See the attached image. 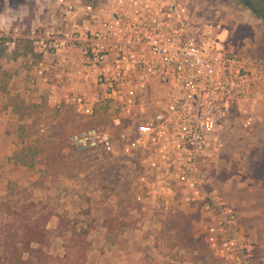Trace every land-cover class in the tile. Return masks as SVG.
Masks as SVG:
<instances>
[{
    "label": "rangeland",
    "instance_id": "obj_1",
    "mask_svg": "<svg viewBox=\"0 0 264 264\" xmlns=\"http://www.w3.org/2000/svg\"><path fill=\"white\" fill-rule=\"evenodd\" d=\"M185 1L200 18L221 24L235 52L264 59V0ZM59 8L56 0H0V32L17 36L15 47L0 49V204L33 200L89 224L90 264H225L207 240L217 210L187 201L177 182L145 171L140 157L108 155L96 162L72 147L73 134L101 124L104 116L52 104L49 90L32 82L42 58L34 36L47 35ZM260 122L245 126L233 113L223 122L222 146L202 165L215 201L247 212L242 229L264 223L247 208L253 200L255 213L264 212L263 205L256 209L264 200V115ZM111 213L127 223L114 239L103 226ZM57 222L52 216L47 225L55 229ZM234 228L242 233L238 222ZM51 253H65L54 233ZM254 258L263 264L255 252ZM73 259L75 254L55 264Z\"/></svg>",
    "mask_w": 264,
    "mask_h": 264
},
{
    "label": "built area",
    "instance_id": "obj_2",
    "mask_svg": "<svg viewBox=\"0 0 264 264\" xmlns=\"http://www.w3.org/2000/svg\"><path fill=\"white\" fill-rule=\"evenodd\" d=\"M56 1L59 18L34 36L42 58L32 82L61 89L57 106L105 116L71 136L74 150L96 162L140 157L145 171L177 182L187 201L218 211L207 240L225 264H257L252 243L234 228L233 208L206 190L202 165L222 146L233 113L245 126L258 120L264 59L235 52L221 24L185 0ZM16 39L0 32V48Z\"/></svg>",
    "mask_w": 264,
    "mask_h": 264
},
{
    "label": "trees",
    "instance_id": "obj_3",
    "mask_svg": "<svg viewBox=\"0 0 264 264\" xmlns=\"http://www.w3.org/2000/svg\"><path fill=\"white\" fill-rule=\"evenodd\" d=\"M52 216L58 218L55 229L47 225ZM103 226L107 235L114 239L127 227V223L111 213L105 216ZM53 233L63 240L65 253L62 256L51 253ZM90 233L89 224L48 205H40L33 200L5 201L0 204V264H55L71 254H75L71 264H90L85 254L92 246Z\"/></svg>",
    "mask_w": 264,
    "mask_h": 264
},
{
    "label": "crops",
    "instance_id": "obj_4",
    "mask_svg": "<svg viewBox=\"0 0 264 264\" xmlns=\"http://www.w3.org/2000/svg\"><path fill=\"white\" fill-rule=\"evenodd\" d=\"M45 61L47 62V64H49L50 61H51L50 57L46 56V60ZM50 78H51V76H50ZM74 80L75 79H73V81ZM37 81H38V85L41 86L40 88L44 87V88H47V90H49V98H50L49 101L52 104H55L61 98V95L63 93V91L61 89L56 88L54 90V92H52V90H53L52 88L53 87H52L51 82H45L41 78H38ZM72 83H70V84L72 85ZM74 84L77 85L78 87L81 86V83L79 84L78 82H74ZM45 86H47V87H45ZM82 89H83V86H82ZM83 90H86V87ZM257 113H258V121L260 120L262 122L263 121V115H264V101L259 104ZM258 121H256V123H258ZM259 200H262V199H259ZM251 201L252 202L248 204L249 207H247V208H250V209L252 208L253 209V212H254L253 215H255L256 218L259 217V219L264 220V212L258 213V211H256V213H255V210H254L255 204H254L253 200H251ZM262 201H263V203L261 201L257 202L256 206L257 205L258 206L263 205V207H264V200H262ZM258 206H257L256 209L260 210L261 207L259 208ZM236 207L238 209H242V212L240 210H236L235 211L236 212V223L237 222L239 223V225L241 227L242 234H244L250 240V242L252 243V245L254 247L255 256L257 257L256 259L259 260V258H262L263 261H261V259H260V261L263 262V264H264V223L262 224V227H259L257 229H247V228L245 229V227L242 229V226H241L242 223L241 222H243V224H245L244 223V218H245V215H248V214H247V212L243 211L242 207H240L238 205H236ZM233 209H234V207H233ZM247 218H250V221L252 220L250 216H247ZM250 221H249V223H250Z\"/></svg>",
    "mask_w": 264,
    "mask_h": 264
}]
</instances>
